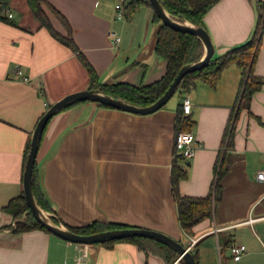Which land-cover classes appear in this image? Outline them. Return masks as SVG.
Returning <instances> with one entry per match:
<instances>
[{
	"label": "crops",
	"instance_id": "crops-1",
	"mask_svg": "<svg viewBox=\"0 0 264 264\" xmlns=\"http://www.w3.org/2000/svg\"><path fill=\"white\" fill-rule=\"evenodd\" d=\"M46 1L67 19L100 83L146 85L165 74L166 62L154 51L160 24L151 7L143 6L147 28L136 26L134 17L126 28L116 18L119 0ZM258 1L264 0H220L207 12L204 24L214 56L250 38ZM48 15L53 28L65 35L63 25ZM4 16L10 23L0 20V264H72L79 244L39 229L15 233L17 220L5 207L23 194L24 153L38 121L64 96L89 90V78L75 54L32 18L26 0H11ZM111 32L120 36L117 47ZM254 74L264 80V30ZM240 81V69L231 65L214 87L197 81L193 90L174 94L151 114L82 102L53 116L43 131L36 165L55 223L65 228L95 221L124 224L163 233L189 248L171 192L176 110L187 97L195 122L190 132L200 147L188 161L179 193L207 196L218 160L225 156L228 164L213 217L193 229L198 264H217L214 257H200L199 245L207 238L216 245L218 264H264V183L256 179L264 170V84L252 96L249 110L240 111L233 148L228 149L226 135ZM250 218L255 221L247 223ZM232 243L247 248L239 262L231 259ZM87 264L167 263L132 243L118 242L91 244Z\"/></svg>",
	"mask_w": 264,
	"mask_h": 264
},
{
	"label": "trees",
	"instance_id": "trees-1",
	"mask_svg": "<svg viewBox=\"0 0 264 264\" xmlns=\"http://www.w3.org/2000/svg\"><path fill=\"white\" fill-rule=\"evenodd\" d=\"M159 1L171 16L179 20H186L193 25L206 28L204 24V17L207 12L220 0ZM10 2L11 0H0V20L8 23H10V20L4 16V13ZM26 3L32 18L38 22L39 26L47 29L57 41L69 48L75 54L76 58L87 72L89 78V90L93 89L101 91L112 98L125 101L135 106L145 107L153 104L165 93L182 66L197 62L203 56V44L197 37L162 25L160 19L154 14V20L160 24L156 32L154 51L166 62L165 74L159 80L146 85H135L127 82L100 83L95 70L75 44L72 37L71 27L65 16L51 6L46 0H26ZM143 6L151 7L149 0H133L127 7H125L124 4V16L127 20H130L132 15ZM255 10L256 24L250 38L241 44L229 48L221 55H213L209 63L203 69L184 76L175 92V94H187L194 89L197 81L207 83L214 87L227 67L234 65L240 69L241 81L238 91L237 108L233 111L232 117L230 118L226 135V137H228V149L233 148L235 126L240 111L244 109L249 110L252 96L259 91L264 84V80L254 74V67L258 58L262 32L264 30V1H258L255 4ZM49 13L63 25L66 30L65 35L60 34L53 28L48 15ZM78 103L82 102H75L67 105L61 111H64ZM97 105L114 109L101 104ZM164 107L165 106L162 108ZM194 124L195 122L192 120L191 113L189 115H185L181 104L176 110V134L181 131L190 132ZM29 148L30 142L27 144L24 153L25 161ZM187 163L188 161L184 157L177 154L174 149L171 170V192L177 207L179 225L186 235L193 237V229L202 221L212 218L215 208L222 200V180L228 172V164L225 156H223L221 160H218L215 166L214 179L209 193L207 196L199 198L182 196L179 193V183L182 180L187 179L188 176ZM38 176L37 165L35 163L32 174V191L40 207L45 211L50 212V208L41 191ZM5 210L14 220H17L16 227L13 232L22 233L37 229L47 231L30 212L23 194L11 200L5 207ZM53 221L56 222L55 219H53ZM126 228L134 227L124 224L99 221H95L85 227H67V229L71 232L81 236H88L99 232ZM118 242L132 243L146 254L152 253L160 256L167 264H171L174 260L179 258L176 251L165 244L152 239L135 237L108 241L104 244L106 246H111ZM226 243V245H228L230 241H227ZM190 251L198 264V251L196 245ZM179 262L181 264H186L182 259H180Z\"/></svg>",
	"mask_w": 264,
	"mask_h": 264
},
{
	"label": "water",
	"instance_id": "water-1",
	"mask_svg": "<svg viewBox=\"0 0 264 264\" xmlns=\"http://www.w3.org/2000/svg\"><path fill=\"white\" fill-rule=\"evenodd\" d=\"M132 1L133 0H125V7L129 6ZM149 2L154 14L160 19L162 25L168 26L171 29L179 32L191 34L202 42L204 48L202 58L197 62L182 66L165 93L157 101L149 106H135L125 101L112 98L101 91L93 89L68 94L59 101L52 104L38 121L31 136L30 148L26 157L23 177V195L26 204L34 218L48 232L65 241L77 244H102L108 241L123 240L135 237L152 239L161 242L176 251L179 256L178 259L184 260L186 264H197L189 248L184 247L180 242L170 238L169 236L154 230L144 228H126L99 232L88 236L75 234L62 225L56 224L53 221V216L42 209L37 203L32 191V174L43 131L49 120L59 113V111H61L64 107L75 102H91L132 114L147 115L154 113L165 106L167 102L173 97L184 76L203 69L213 57L215 52L214 46L207 30L204 27L196 26L186 20H179L171 16L162 6L159 0H149ZM187 164L189 165V162Z\"/></svg>",
	"mask_w": 264,
	"mask_h": 264
},
{
	"label": "built area",
	"instance_id": "built-area-1",
	"mask_svg": "<svg viewBox=\"0 0 264 264\" xmlns=\"http://www.w3.org/2000/svg\"><path fill=\"white\" fill-rule=\"evenodd\" d=\"M124 2L125 0H119L115 5L116 18L118 20L125 19ZM10 17L11 15H9V18ZM110 40L114 47L119 46L121 41L120 36L115 32H111ZM191 108L192 106L189 98L187 97L184 98L182 102V109L184 114L189 115L191 113ZM199 147L200 146L195 145L194 136L191 132L181 131L175 135V140H174L175 152L180 156L184 157L187 161H190L194 157L196 150ZM256 179L257 181L264 183V170L257 172ZM253 221L255 220L250 218L247 223H252ZM189 240L191 243L189 247L190 249L193 245L196 244L197 239L189 236ZM90 246L91 244H79L78 254L75 257V260L72 264H87V260L90 252ZM246 252H247V248L245 245L232 243L229 246V253L232 261L234 262H239L242 259L243 255L246 254Z\"/></svg>",
	"mask_w": 264,
	"mask_h": 264
},
{
	"label": "rangeland",
	"instance_id": "rangeland-1",
	"mask_svg": "<svg viewBox=\"0 0 264 264\" xmlns=\"http://www.w3.org/2000/svg\"><path fill=\"white\" fill-rule=\"evenodd\" d=\"M148 9L150 10V8L148 7ZM145 7L140 8V10H137L133 15H132V19L134 17L133 22L135 21V25L138 26L139 28H147V15L145 14ZM152 14V11H151ZM152 16V15H151ZM151 17L149 18V25L153 27H155L156 25L153 24V22L150 21ZM125 24H127L126 28H130L128 27L129 24L127 22V18L125 17L124 21ZM155 25V26H154ZM132 35V32L129 31V36ZM17 222V221H16ZM210 240H212L211 238H207L204 241H202L199 245V253H200V257L205 258L208 260H213L212 257L215 258V262L218 264V258H217V250H216V245L215 244H210ZM209 243V244H208ZM211 247H213V250H211ZM206 248H208L207 251H204ZM202 252H207L206 254H203ZM227 254V253H226ZM203 255V256H202ZM203 260V259H202Z\"/></svg>",
	"mask_w": 264,
	"mask_h": 264
}]
</instances>
